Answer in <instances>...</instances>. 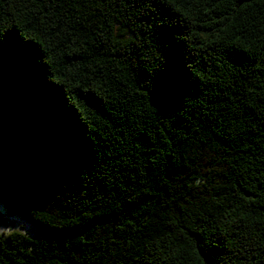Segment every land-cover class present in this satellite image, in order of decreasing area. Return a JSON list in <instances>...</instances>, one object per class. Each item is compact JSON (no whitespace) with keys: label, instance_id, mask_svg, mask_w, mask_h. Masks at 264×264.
<instances>
[{"label":"trees","instance_id":"16d2710c","mask_svg":"<svg viewBox=\"0 0 264 264\" xmlns=\"http://www.w3.org/2000/svg\"><path fill=\"white\" fill-rule=\"evenodd\" d=\"M9 35L0 204L35 234L0 264H264V0H0Z\"/></svg>","mask_w":264,"mask_h":264},{"label":"rangeland","instance_id":"374dc122","mask_svg":"<svg viewBox=\"0 0 264 264\" xmlns=\"http://www.w3.org/2000/svg\"><path fill=\"white\" fill-rule=\"evenodd\" d=\"M12 233H19L22 236L32 239L35 231L19 215L10 217L5 215L4 208L0 204V234L8 236Z\"/></svg>","mask_w":264,"mask_h":264},{"label":"snow or ice","instance_id":"6c2138e0","mask_svg":"<svg viewBox=\"0 0 264 264\" xmlns=\"http://www.w3.org/2000/svg\"><path fill=\"white\" fill-rule=\"evenodd\" d=\"M17 43L15 40V37L9 35V36H2L0 37V53H2L4 51V48L6 45H11ZM24 49H26L28 51V55L30 56V58L34 61L39 59V50L32 48L31 45H23L22 46Z\"/></svg>","mask_w":264,"mask_h":264}]
</instances>
